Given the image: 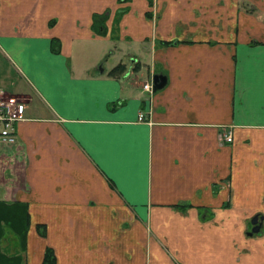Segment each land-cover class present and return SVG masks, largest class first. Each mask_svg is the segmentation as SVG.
Here are the masks:
<instances>
[{
    "label": "crops",
    "instance_id": "crops-1",
    "mask_svg": "<svg viewBox=\"0 0 264 264\" xmlns=\"http://www.w3.org/2000/svg\"><path fill=\"white\" fill-rule=\"evenodd\" d=\"M0 88V264H264V0H0Z\"/></svg>",
    "mask_w": 264,
    "mask_h": 264
},
{
    "label": "built area",
    "instance_id": "built-area-1",
    "mask_svg": "<svg viewBox=\"0 0 264 264\" xmlns=\"http://www.w3.org/2000/svg\"><path fill=\"white\" fill-rule=\"evenodd\" d=\"M141 87L150 91L149 82H143ZM23 110L24 104L20 98L0 88V137L5 141L14 139L13 124L23 118ZM223 137L226 140L230 139L228 132Z\"/></svg>",
    "mask_w": 264,
    "mask_h": 264
},
{
    "label": "water",
    "instance_id": "water-1",
    "mask_svg": "<svg viewBox=\"0 0 264 264\" xmlns=\"http://www.w3.org/2000/svg\"><path fill=\"white\" fill-rule=\"evenodd\" d=\"M165 81V77L163 74H160V73H153L152 76H151V84H152V87L151 89L154 90L155 88H158L160 87ZM255 220H256V216H252V218L250 219L251 222L255 223ZM257 229V225L254 224L253 228L252 229Z\"/></svg>",
    "mask_w": 264,
    "mask_h": 264
},
{
    "label": "trees",
    "instance_id": "trees-1",
    "mask_svg": "<svg viewBox=\"0 0 264 264\" xmlns=\"http://www.w3.org/2000/svg\"><path fill=\"white\" fill-rule=\"evenodd\" d=\"M119 11H122V9H119ZM94 17H96V14H94ZM41 262V264H54V256L49 248L44 249Z\"/></svg>",
    "mask_w": 264,
    "mask_h": 264
},
{
    "label": "rangeland",
    "instance_id": "rangeland-1",
    "mask_svg": "<svg viewBox=\"0 0 264 264\" xmlns=\"http://www.w3.org/2000/svg\"><path fill=\"white\" fill-rule=\"evenodd\" d=\"M109 56L105 59V61H104V63H103V65L105 66V67H107L108 66V64H109ZM92 59H93V56H92V54L91 53H84L83 54V56H82V59H81V65H83V64H89L90 62H92ZM94 68H95V66H94ZM136 75H137V77H140L141 78V76H139V74L136 72L135 73Z\"/></svg>",
    "mask_w": 264,
    "mask_h": 264
}]
</instances>
